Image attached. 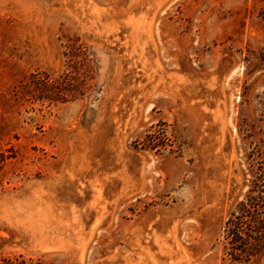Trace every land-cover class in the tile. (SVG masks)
Wrapping results in <instances>:
<instances>
[{
  "label": "rangeland",
  "instance_id": "1",
  "mask_svg": "<svg viewBox=\"0 0 264 264\" xmlns=\"http://www.w3.org/2000/svg\"><path fill=\"white\" fill-rule=\"evenodd\" d=\"M0 264H264V0H0Z\"/></svg>",
  "mask_w": 264,
  "mask_h": 264
}]
</instances>
